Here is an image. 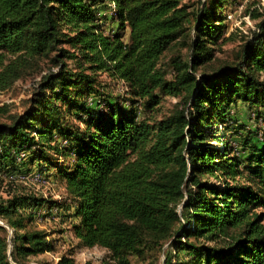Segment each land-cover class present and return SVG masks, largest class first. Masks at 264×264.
I'll list each match as a JSON object with an SVG mask.
<instances>
[{"label": "trees", "instance_id": "trees-1", "mask_svg": "<svg viewBox=\"0 0 264 264\" xmlns=\"http://www.w3.org/2000/svg\"><path fill=\"white\" fill-rule=\"evenodd\" d=\"M105 1L113 33L100 24ZM227 1L0 0V93L46 71L22 113L0 106V184L4 174L11 184L52 174L67 194L0 198V264L55 252L33 226L51 205L74 211L81 248L108 251L99 264H131L148 249L164 264H264V134L232 122L217 136L239 103L264 126V8L247 9L259 22L233 60L200 72L235 37H226ZM103 74L126 100H104ZM167 97L178 98L170 115L138 117L136 105L154 111ZM56 264L76 261L70 253Z\"/></svg>", "mask_w": 264, "mask_h": 264}, {"label": "rangeland", "instance_id": "rangeland-1", "mask_svg": "<svg viewBox=\"0 0 264 264\" xmlns=\"http://www.w3.org/2000/svg\"><path fill=\"white\" fill-rule=\"evenodd\" d=\"M99 8V17L100 24L107 33H113L118 28V23L115 20V6L110 4L108 1L98 4ZM259 9L262 11L264 8V0H228L225 4L224 12L227 15V24L228 30L226 37L231 33L235 35L234 39L228 42L220 43L219 49L217 51V59L207 68L201 69V73H210L211 71L217 69L222 65L223 62L227 60H233L235 57L238 46L243 42L245 37L250 36V34L256 30L258 20H252L247 14V9ZM129 31L125 36V40H128ZM186 50H184V53ZM175 50L171 49L165 53L163 57V62L168 63L170 58L174 55ZM72 65V63L70 62ZM73 66V65H72ZM57 70V69H56ZM46 73V71L44 72ZM36 75L34 77H29L24 80L17 82L14 87L8 91L0 93V106L8 105L10 111L22 113L25 108L28 106V101L35 83L38 82L41 78V75ZM99 84L97 89L99 93H103L105 99L108 97L117 98L121 101L126 100L125 89L121 84H118L116 81H113L107 77V75H100L98 77ZM91 98L88 100L89 103L97 101L95 95H91ZM102 97V98H103ZM93 98V99H92ZM102 100V99H101ZM99 102V100H98ZM178 102V98L167 97L163 100L161 105L156 108L154 111H148L141 105H136V111L139 118H152V119H161L162 117L170 115ZM130 102H127L126 107L129 108ZM104 107V103L101 108ZM233 119L228 125H220V129L217 132V136H222L225 132V128L230 126L232 122H236L237 126H245L248 130H259V137H262L264 134V126H258L251 120L248 111L245 106L241 103L238 104V107L232 112ZM71 124L76 127H80L83 130V126L80 121H77L75 118H69ZM3 123H7V119H2ZM231 126H236L235 124ZM234 130L227 131L228 134H232ZM242 131V130H241ZM237 140V137H234ZM217 145L222 147V141L220 140ZM239 148V147H238ZM57 162V161H55ZM57 163H63L58 161ZM38 167L33 169V172L38 171ZM33 176H28L27 180L14 181L13 184L8 183L9 179L5 174L3 177L6 178V181L1 185L0 184V198L6 199L8 192L17 195H32L38 198L50 199L57 202H64L67 199V194L64 186L62 184L56 183V180L52 174L45 175V179H36L33 180ZM14 178V177H12ZM11 178V180H12ZM47 179V180H46ZM49 180V181H48ZM68 204V203H67ZM61 205H65L62 203ZM66 206V205H65ZM20 210L25 214L31 213V210L23 207ZM52 210V211H50ZM67 211V210H66ZM73 210L65 212L60 207L52 206L51 208L47 207L40 211V213L35 212L33 226L39 229L45 230L49 235L50 239L56 242V250L52 253H46L44 255L32 258V264H56L60 258L64 255L72 253L76 264H99L104 260L108 251L101 247L93 248H81L74 237V234L71 227L70 219L73 216ZM73 222V219H72ZM165 247L164 249H166ZM165 255L163 252H155L153 250H146L144 255L141 256H132L131 264H164ZM174 264V263H173Z\"/></svg>", "mask_w": 264, "mask_h": 264}, {"label": "built area", "instance_id": "built-area-1", "mask_svg": "<svg viewBox=\"0 0 264 264\" xmlns=\"http://www.w3.org/2000/svg\"><path fill=\"white\" fill-rule=\"evenodd\" d=\"M19 179L22 180V181H24V180H27L28 177L20 176ZM36 179H39L38 175H34V176H33V180H36Z\"/></svg>", "mask_w": 264, "mask_h": 264}, {"label": "water", "instance_id": "water-1", "mask_svg": "<svg viewBox=\"0 0 264 264\" xmlns=\"http://www.w3.org/2000/svg\"><path fill=\"white\" fill-rule=\"evenodd\" d=\"M1 225H4L1 221H0ZM10 234H12V231H10Z\"/></svg>", "mask_w": 264, "mask_h": 264}]
</instances>
